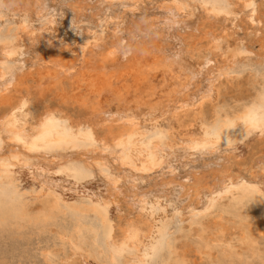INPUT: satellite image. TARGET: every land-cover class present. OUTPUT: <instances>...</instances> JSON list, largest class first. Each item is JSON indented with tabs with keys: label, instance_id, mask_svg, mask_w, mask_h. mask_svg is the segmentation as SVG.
<instances>
[{
	"label": "bare ground",
	"instance_id": "1",
	"mask_svg": "<svg viewBox=\"0 0 264 264\" xmlns=\"http://www.w3.org/2000/svg\"><path fill=\"white\" fill-rule=\"evenodd\" d=\"M73 1L69 4L73 23L78 18L86 17L88 12L94 11L96 15L100 11L94 10L96 8L91 11L89 0ZM103 1L109 3L108 0ZM119 1L125 9L119 12L120 16L117 13L108 19L110 28L107 31L111 36L99 35L92 41H82L79 36H73L67 40L58 18L44 23L39 30L44 44L41 47L38 44L40 48L31 65L37 74L35 78H29L31 70L23 65L16 69L0 66V104L6 105L0 112V133H4L16 149L21 147L19 150L24 161L32 152H41L49 157L54 154L67 157L70 152L72 156L76 153L82 157L93 153L98 145L124 151L119 154L120 163L130 167L127 173L133 177L128 176L124 183L120 181L122 177H109L105 185L107 191L104 190L107 192L104 206L110 203L116 206L122 201L130 203L128 196L136 198L138 190L144 189L147 183L148 176L145 177L144 173L155 167L156 162L161 160H158L159 155L168 151L172 145L194 144L197 148L200 143L216 141L209 127L216 112L221 85L205 78L212 69L209 64L213 60L215 68L227 69L239 64L249 53L239 39V31L245 25L243 23L257 21L264 27V0L259 4H255L256 0H211L201 4L203 16L222 23L215 28L212 21L204 28L201 27L203 22L195 23L197 17L194 18V8L186 0H154L149 17L143 20L132 12L137 9L139 0ZM56 2L15 0V4L10 7L18 12L21 25L13 36L0 39V55L14 58L21 50L22 41L36 36L30 28L31 17L43 16ZM126 10L131 14L123 19ZM195 30L199 34H195ZM123 36L126 37L124 40ZM263 58L264 51L255 56V60ZM234 77V74H230L227 81L232 82ZM32 95H35L37 102L51 95L59 97L63 102L72 100L85 110L83 124L78 126L69 119H60L62 112L58 106H47L43 113L34 117L28 105ZM258 100L259 107L243 102L240 110L244 113L246 109H251L257 115L253 127L263 136L264 87L258 93ZM32 130H35V134L30 136ZM215 172L219 173L218 170ZM135 175L145 177V182L137 185ZM177 175L171 173L168 178H159L160 181L158 177V181H155L153 176L155 184L160 185L159 191L166 192H162L165 194L163 199L171 192L168 184L179 181L177 179L181 175ZM197 175L196 170L190 174L198 183L200 178ZM223 177L219 181L226 183V176ZM205 186V183L195 188L190 185L184 192L193 190L196 202L216 188L213 184ZM4 187L5 183L1 179L0 264H32L37 260L41 264H80L82 258L97 255L104 248L107 237L112 235L106 213L96 204L82 203L74 206L72 211H68L57 200L42 201L35 206L26 202L14 190H6ZM140 193L142 195L146 192ZM159 204L161 200L154 197L150 206L147 204L148 207L144 208L142 203L136 215H130V218L122 222L118 228L121 243L131 244L138 250L152 245L154 239L160 236L162 225L159 222L165 216L164 208L156 213L155 208ZM163 241L165 249L160 260L154 261L155 264H264V207L258 205L253 195L240 193L224 202L206 225L197 223L193 230L182 233L179 239L170 243L168 240ZM188 246L204 259L202 263L191 261L186 256L184 249ZM109 257L112 262L115 261L111 251Z\"/></svg>",
	"mask_w": 264,
	"mask_h": 264
},
{
	"label": "rangeland",
	"instance_id": "2",
	"mask_svg": "<svg viewBox=\"0 0 264 264\" xmlns=\"http://www.w3.org/2000/svg\"><path fill=\"white\" fill-rule=\"evenodd\" d=\"M5 1L0 0L1 40L13 36L18 26L21 25L18 19V12L14 9H11L10 7V5L15 4V0ZM186 1L191 7L194 8V12L196 14L194 15V18L197 17L195 23L203 22L201 25V27L203 28L207 27V24L210 21L214 22L213 28L222 25L219 20L210 17L206 18L205 16H203L202 5L203 3L209 2L211 0ZM261 1L262 0H256L255 4H259L261 3ZM89 2V5L91 4L90 7H92L91 11H93V8H96L94 9L96 11L98 9L100 11L98 10L99 12H97L96 15L93 14L94 11L88 12L86 17L78 18L74 21V23L72 21V18L74 19V17L71 13H69L71 12L69 4L74 3L73 0H57V5L55 4V6L49 7L43 16H32L29 23L31 25V30L36 34V38H31L32 40H23L21 43V50L17 55H15L14 58L4 57L0 55V66L16 69L17 67L23 65L25 68L31 70V76L29 75V78H35L37 74L31 65L35 59L38 49L44 44V40L41 37L42 34L39 30L42 28L44 23L50 22L55 18H58L61 21L63 25V34H65L64 38L67 40L72 39L73 36H79L82 41H92L99 35L104 36L105 34H107L108 36H111V34L107 31L110 28L108 19L114 16L113 14H117L125 8L121 6V2L119 0H108V4H105L103 0H89ZM94 2H96L97 4H95ZM153 2L154 0H139L137 3V9L132 12L135 14V16L140 18V20L146 19L150 15V9L152 8V6H154ZM60 11L62 12V14H60ZM130 14L131 12L129 10H126V15L125 17H123V19L128 18V15ZM89 15L91 17L93 16V21ZM120 15L121 13H119V16ZM248 23L249 22L243 23L245 25H243V29L239 31V39L241 38L240 40L247 47V49L246 47L245 49L251 54L248 53L246 59L243 58L240 61L241 63L239 62V64L232 66L231 69L215 68L214 66H216V64H214L212 60L209 64L212 67L210 74L205 77L213 81L215 80V82L221 85V92L219 100L217 102L216 112L210 124L211 126L209 127L213 137L217 138L216 141L212 143H200L198 144L197 148L193 146L194 144L191 145L176 143L172 145V147L169 148L168 151L165 150L162 154L159 155L158 160H161L156 162L155 167L147 170V173H144L145 177L146 175L148 176L147 183L145 182V177L139 178L137 175H135V183H137V185H140L142 182H145V184L143 187L144 189L138 190V195L136 196V198L128 196L130 200L132 199V202L130 200V203L122 201L116 206L112 203H110L108 206H104L103 204L104 196L107 193L104 191H107L105 185L109 177H122V179H120L122 183L126 182V179H128L129 177H133L132 175H129L127 173L130 167H128V165H121L120 163L119 154L123 153L124 151L120 149L118 150L117 148L113 147L107 148L106 146L98 145V150L96 149L93 153L90 152L91 154L89 153L82 156H87L85 158H82L80 156L78 157L79 154L76 153H72V156L70 155V152H68L69 154L67 157H60L59 155L54 154L53 156L50 155L51 158L49 157V155H45L41 152L38 154L32 152L29 158H26L24 161L23 156L20 152L21 149L19 150V148L21 147H18V149H16L13 146V143L6 139L4 133H0V180L3 179V182L5 183L4 188L6 190H14L17 195H20L26 202L31 203L35 206L39 205L42 201L52 202L53 200H57L68 211H72V208L74 206L82 203L96 204L101 209H103L107 216V223L110 227H112V235L110 234L107 237L104 248H102V250H99V253L97 255L93 257L87 256L85 258H82L83 260L81 259L82 261H79L80 264H115V262L117 264H124L125 262H127L125 264H155L156 261L158 262L160 260L163 253L162 251L165 249L163 240H168V242L170 243L174 239H179L182 233H188L190 230H193L197 223H203L206 225L210 221V218H212L213 215L217 214L220 206L232 197H235L240 193H247L248 195H253L255 200L258 202V205H262V207H264V135L261 136L259 130L253 127V125L257 122V115L252 113L251 109H246L244 113H242L240 110V104L243 102L248 103V105H251L252 107H259L260 102H258V93L262 89V87H264V58L263 60H255V56L258 53L264 51V27L257 21L249 24ZM256 25L258 26L256 27ZM198 32L199 31L197 30L194 31L195 34H199ZM260 32L262 34L259 35L258 33ZM255 37L257 39H255ZM123 38L125 39L126 37L123 36L122 39ZM38 44L40 47L38 46ZM230 74H234L235 76L234 78H232V82L227 81V78H230ZM29 98L30 99L28 100V105L34 117H38L41 113H43L47 106H58V108L62 112L61 116L59 117L60 119H69L70 122H74L78 124V126H81L83 124L84 118L86 116L85 110L79 107L72 100L63 102L61 99H59V97L53 95L46 97L44 100H38V102L35 99V95H32ZM4 107H6V105L0 104V112ZM34 134L35 130H32L30 136ZM2 150H4V152ZM210 152H212L213 154ZM166 153L168 155H166ZM178 154H181V158ZM88 155H93V157H90ZM97 155L103 157H96ZM106 157L110 160L108 161ZM56 158L60 160H57ZM66 158H69V160ZM86 158L87 160L84 161ZM207 159L209 161H207ZM112 162H114L115 167ZM106 165H108V167ZM190 165L194 166L189 167ZM205 165H208V167ZM117 166H120V170L119 168H117ZM166 167L167 169H165ZM203 167L205 171H203ZM158 168L161 173H158ZM192 169L194 172L196 170V173L199 174L197 175L198 179L200 178V180H198V183L190 176L191 172H193ZM200 169H202V171ZM216 169L219 171V173L215 172L217 171ZM226 170H228L229 172ZM152 171H154L155 173ZM125 172L127 173V175ZM149 172H152L153 175ZM163 172L165 173L164 175ZM171 173L176 175L178 174V177H180L181 175V177L180 179H177L179 181L168 184V186H171V192L166 196V199H163V196L166 194V192H160V185L158 183L155 184V181H158L159 178L164 179V176L165 178H168L167 176L170 177ZM227 175L229 176L227 177ZM153 176L155 181L153 179ZM203 176L206 178L204 179ZM223 176L226 177L224 178ZM157 177L158 180L156 179ZM210 177L213 181H215L214 183ZM222 177L227 181L226 183H223V181H219L222 179ZM199 181H201V183ZM211 182L214 186H216V188L212 189V191L210 190L208 194H205L204 196L198 198L196 202V198L194 199L195 195L193 194V190H190V192L186 193L184 192L185 189L187 190L188 188H190V185L191 188H195L196 186L205 183V187H209L212 186ZM219 182H222V184ZM149 184L153 186L150 188L151 185L149 186ZM146 186L149 187L150 190ZM153 187L155 190L152 189ZM139 191L146 192L147 194L145 193L141 195ZM162 192L165 194H163ZM127 194L129 195V192H127ZM216 195H219V197ZM154 197L161 200V204H159V207L155 208L156 213H158V210H160L161 208L165 209V216L159 222V225H162V227L160 226V236H157L158 239L156 237V240L154 239L152 245L149 246V248L147 247L140 250H138L137 247L131 244L121 243V241L119 240V226H121L122 222L125 221V219L136 215L139 212L142 203L144 205V208L150 206ZM189 200L192 201V203ZM193 202L195 206L193 205ZM193 214L196 215L194 216ZM194 250V248L189 246L185 247L184 249L186 256L191 261L202 263L204 259L200 258ZM110 251L113 255V260H115L114 262H112V258L109 257ZM128 253H131L130 256H128ZM131 257L133 259H131ZM138 257H140L141 260ZM32 264L41 263L39 260H37Z\"/></svg>",
	"mask_w": 264,
	"mask_h": 264
}]
</instances>
